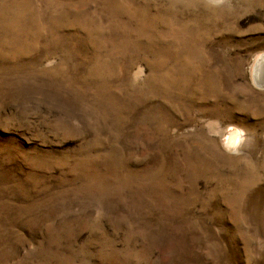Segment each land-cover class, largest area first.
<instances>
[{
	"label": "rangeland",
	"instance_id": "obj_1",
	"mask_svg": "<svg viewBox=\"0 0 264 264\" xmlns=\"http://www.w3.org/2000/svg\"><path fill=\"white\" fill-rule=\"evenodd\" d=\"M264 0H0V264H264Z\"/></svg>",
	"mask_w": 264,
	"mask_h": 264
},
{
	"label": "bare ground",
	"instance_id": "obj_2",
	"mask_svg": "<svg viewBox=\"0 0 264 264\" xmlns=\"http://www.w3.org/2000/svg\"><path fill=\"white\" fill-rule=\"evenodd\" d=\"M257 82H264V55L261 56L260 61L256 67Z\"/></svg>",
	"mask_w": 264,
	"mask_h": 264
}]
</instances>
